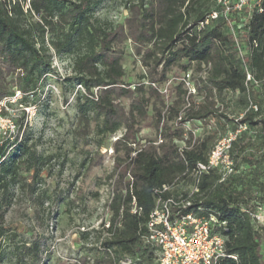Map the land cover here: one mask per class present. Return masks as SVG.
<instances>
[{"label": "trees", "instance_id": "1", "mask_svg": "<svg viewBox=\"0 0 264 264\" xmlns=\"http://www.w3.org/2000/svg\"><path fill=\"white\" fill-rule=\"evenodd\" d=\"M96 5V0H0V61L11 74L10 83L0 79V103H9L18 91L17 103L21 107L29 104L28 98L49 67L48 52L52 48L56 53L72 56V69L84 90V100L77 103L79 116L95 121L96 133L103 137L124 130L113 143L115 151L121 150L122 155L116 157L107 176L118 177L107 204L109 215L97 228L81 233L87 241L81 264H159V247L146 239L157 190L190 175L191 186L197 190L188 194L170 187L160 196H173L177 204L172 209L182 215L212 213L224 222L218 233L224 237L226 256L217 264H263V234L243 209L246 190L238 187L233 177L221 179L217 169L194 176L198 164L207 161L212 136L194 137L190 130L185 131L184 124L193 120L207 123L216 115L214 100L222 98L225 91L238 93L245 105L248 99L251 101L239 124H253L260 108L255 85L264 87V6L261 12L232 13L226 19L215 0H129L124 24L113 26L94 16ZM213 11L217 16L200 26ZM228 20L236 28L242 50L245 49L244 60L238 54ZM242 20L240 34L236 23ZM119 35L136 46L150 45L143 51L142 60L152 59L154 68L160 65L157 79L135 85L123 81L121 55L113 45ZM253 39L257 45L251 48ZM191 64L197 72H204L194 83L196 92L187 93L176 85L178 94L163 93L159 85L166 81L171 67L181 66L187 71ZM245 66L253 79L246 80ZM206 82L208 95L196 100L200 83ZM120 97L130 99L127 111L118 102ZM253 107L257 109L254 111ZM149 119L156 138L133 148L140 125ZM158 139L162 141L155 143ZM235 146L234 138L228 149L232 160L239 158ZM39 158L27 140L17 136L0 138V260L4 257L1 242L14 240L4 224L11 189L17 185L25 186L30 195L35 192V183L27 182L22 170L29 163L39 164ZM241 158L247 162L255 160L253 155ZM93 194L98 197L97 192ZM41 246V238L15 243L14 264H38Z\"/></svg>", "mask_w": 264, "mask_h": 264}, {"label": "rangeland", "instance_id": "2", "mask_svg": "<svg viewBox=\"0 0 264 264\" xmlns=\"http://www.w3.org/2000/svg\"><path fill=\"white\" fill-rule=\"evenodd\" d=\"M96 1L95 17L113 26L124 24L129 0ZM33 18L37 19L36 16ZM243 22L236 23L240 34L243 33ZM113 45L121 55L124 82L147 84L150 78L159 77L160 65L154 68L152 59L142 60L143 51L150 45L136 46L122 35L113 41ZM48 54L49 67L40 77L35 93L28 98L29 104L21 107L17 103L18 91L9 103L7 100L0 103V138L17 136L27 140L40 156L39 164L29 163L22 170L24 179L35 183V192L30 195L25 186L17 188L14 185L11 189L12 199L6 207L4 224L15 237L1 242L4 257L0 264H14L15 243L31 242L35 238L42 240V257L38 264H81L84 246H87L81 233L97 228L102 220L107 219V204L112 190L118 185L116 174L111 179L107 176L115 166L116 157L122 155L121 150L115 151L113 143L124 130L121 128L107 137L97 135L95 121L79 116L77 103L79 99L84 100V90L72 69V56L56 53L52 48ZM182 62L186 63V60ZM191 65L187 71L181 66H172L166 74V81L159 85L162 92L174 96L179 91L176 85L187 93L194 92V83L204 72H197ZM145 73L147 77L142 79L141 75ZM0 79L4 83H10L11 79L1 61ZM207 83H200L196 100L208 95ZM255 88L260 94V108L252 119L253 124H239L251 101L248 99L245 105L238 93L225 91L222 98L214 100V117L207 123L189 121L184 127L194 137L211 135L212 145L235 136L234 152L239 158L232 161L231 172L221 165L216 173L221 179L233 177L234 183L246 190L247 203L243 209L263 234L261 252L264 264V87L255 85ZM93 91L97 92V89ZM118 102L125 111L128 110L130 99L120 97ZM256 109L253 107L254 111ZM149 122L150 119L140 125L135 147L156 138V130ZM176 143L183 145L182 141ZM243 155H253L254 162L243 160ZM120 168L121 165L118 170ZM191 177L193 175L175 181L171 189L190 194L194 191ZM95 192L98 197L94 196ZM37 194L38 199L35 198ZM215 231L219 232L218 228ZM121 264H128V261Z\"/></svg>", "mask_w": 264, "mask_h": 264}, {"label": "built area", "instance_id": "3", "mask_svg": "<svg viewBox=\"0 0 264 264\" xmlns=\"http://www.w3.org/2000/svg\"><path fill=\"white\" fill-rule=\"evenodd\" d=\"M220 7V13L228 19V15L250 14L253 11L261 12L264 0H215ZM217 12L209 14L204 21L200 22L203 26L209 18H215ZM232 34L234 36L238 54L244 60L245 52L240 46L239 37L230 20H228ZM257 43L251 40L250 47H256ZM246 80L253 79L252 74L245 66ZM122 135V134H121ZM114 139L116 141L119 137ZM235 136L218 141L214 144L209 153L206 163H199L194 176L202 171L218 169L224 165L228 173L232 171V159L229 155L231 141ZM158 139L155 143L161 142ZM135 148V144H131ZM223 179V178H222ZM170 188L163 185L157 190L156 202L149 215L147 222L148 233L146 239L159 247V264H217L220 258L226 256L224 237L215 231L224 222H219L217 216L209 213L208 216H196L192 213L180 214L179 210L173 211L172 207L177 204L173 196L162 198L160 193ZM197 190L196 188H193ZM186 204H189L187 201ZM133 206L135 204L133 201ZM135 212V209H132ZM235 258V256H232Z\"/></svg>", "mask_w": 264, "mask_h": 264}]
</instances>
